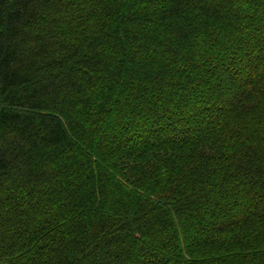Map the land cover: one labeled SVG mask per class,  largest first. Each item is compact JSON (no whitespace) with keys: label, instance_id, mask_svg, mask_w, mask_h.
<instances>
[{"label":"trees","instance_id":"1","mask_svg":"<svg viewBox=\"0 0 264 264\" xmlns=\"http://www.w3.org/2000/svg\"><path fill=\"white\" fill-rule=\"evenodd\" d=\"M0 264H264V0H0Z\"/></svg>","mask_w":264,"mask_h":264}]
</instances>
